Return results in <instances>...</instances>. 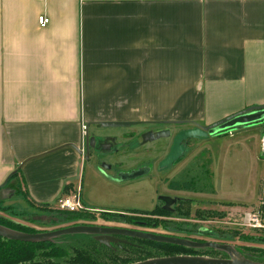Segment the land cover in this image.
I'll use <instances>...</instances> for the list:
<instances>
[{
	"label": "crops",
	"instance_id": "obj_1",
	"mask_svg": "<svg viewBox=\"0 0 264 264\" xmlns=\"http://www.w3.org/2000/svg\"><path fill=\"white\" fill-rule=\"evenodd\" d=\"M262 105L264 0H0L3 206L83 189L82 125L205 127Z\"/></svg>",
	"mask_w": 264,
	"mask_h": 264
},
{
	"label": "rangeland",
	"instance_id": "obj_2",
	"mask_svg": "<svg viewBox=\"0 0 264 264\" xmlns=\"http://www.w3.org/2000/svg\"><path fill=\"white\" fill-rule=\"evenodd\" d=\"M178 127L172 126L171 132L174 134L179 130ZM116 129H106L102 132L103 134L115 133ZM125 130L140 131L142 128L139 125L125 128ZM196 156L200 158L196 159ZM195 160H198L196 162L197 167H194V171L190 175L197 172V176H199L197 186L199 191L181 193L183 197L193 200V204L189 205L190 215L187 220H159L176 224H189V226H181L182 228H187L188 231L170 232V230L165 231L161 225L144 228L126 223L106 221L98 214L92 215L94 219L85 222V224L141 230L156 234L173 235L174 233H179L178 236L185 239L232 246L238 249L237 252L239 254L243 252L241 254L243 257H249L257 263L264 264V259L259 252L253 253L242 250L245 247L264 248L263 244H258L259 242H250L243 239L264 237V229H254L249 224L256 223H248L247 221L250 214L256 215L260 224L264 225V123L234 129L201 139L198 142L190 141L189 152L184 161L164 174V176L167 178L173 177L174 181L178 176L186 178L185 176L189 175L187 172ZM202 164L205 165L204 168L208 172L207 177L203 179L204 175H199L202 173ZM161 178H156V176L144 178L134 185L133 189H131L132 185L128 187L129 189L124 187L123 192L121 188H117L115 191L124 193L123 196L119 197L107 193V189L102 188L96 178L91 175V171L87 170L81 195L87 209H100L99 211L112 212H118L123 209L149 211L155 208L156 190L158 193L165 191L163 188H166L168 181L166 180L167 182L165 181L162 184ZM202 188L204 189L203 191ZM18 190L23 192L21 186H18ZM88 196L95 198L96 203L88 202ZM16 199L19 200V198H15V201ZM16 203L14 205L15 208L11 207V214H5L0 211V216L39 232L53 231L74 224L59 223L55 220L56 217L53 216L52 212L58 211L57 204L53 206V210H50L31 204L27 202L26 198L23 203L18 201ZM5 207H10V205H5ZM75 223H83V221ZM202 229L225 233L230 231L234 235V239L230 237L222 238L216 235H204L199 233ZM219 254L228 255L224 251H219Z\"/></svg>",
	"mask_w": 264,
	"mask_h": 264
},
{
	"label": "trees",
	"instance_id": "obj_3",
	"mask_svg": "<svg viewBox=\"0 0 264 264\" xmlns=\"http://www.w3.org/2000/svg\"><path fill=\"white\" fill-rule=\"evenodd\" d=\"M200 158L199 156L197 159ZM195 160L192 163L189 171L184 176L176 177L170 182L172 189H183L190 192H198L199 176L196 174L190 175L196 166ZM202 164V177H207V170ZM197 170V168H196ZM17 173L12 178L16 177ZM204 189L202 188V191ZM44 209L53 210L54 208L48 205L42 206ZM11 207H5L0 203V211L5 214L12 213ZM198 210H196L197 212ZM128 212L137 214H150V212H140L138 210H130ZM180 216L188 217L190 208H186V212L180 211ZM195 212V213H196ZM156 213V212H152ZM199 213V211L197 212ZM55 220L59 223H75L77 221H92L93 216L78 212L66 213L62 211H53ZM163 214V213H162ZM101 217L106 221H115L120 223L131 224L139 227H156L161 225L164 229H172L176 231H186L187 228L181 226H189V224H176L159 220H147L134 218L133 220H125V217H120L118 214L102 213ZM57 222V223H58ZM76 223L74 225H77ZM89 225L80 223V225ZM0 227L14 232L23 234L41 233L28 226L15 223L5 217L0 216ZM188 231V230H187ZM199 233L204 235H216L218 237L233 238V234L228 232H215V230H200ZM119 241L116 243L102 242L96 235L89 234H72L53 238L49 241L40 242H19L0 238V264H136L147 260L166 258L173 256H192L205 258H219V250L204 248H189L169 243L154 242L133 237L119 236ZM248 241L256 242L264 245V237L258 238H243ZM240 249V248H239ZM243 251L259 252L264 259V248H242ZM238 251V249H236ZM243 253V252H242ZM241 253V254H242ZM248 260L256 262L249 257Z\"/></svg>",
	"mask_w": 264,
	"mask_h": 264
},
{
	"label": "water",
	"instance_id": "obj_4",
	"mask_svg": "<svg viewBox=\"0 0 264 264\" xmlns=\"http://www.w3.org/2000/svg\"><path fill=\"white\" fill-rule=\"evenodd\" d=\"M259 123H264V105L247 108L235 115H232L215 124L205 127L199 126L197 124L194 125L186 124L185 122L170 123L174 126H181V127L193 126V128L179 129L173 134V136L171 130L169 129L158 132H148L145 135L151 134L152 136L157 137L158 139L159 138L172 139V146L170 148V152L160 165V168H163V165L165 164L170 165L171 163L170 161H172L179 153L180 151L179 146L181 142L186 143L187 141L190 140H197V139L201 140L210 136L218 135L224 132H229L234 129H239ZM139 125L141 126L142 123L140 122L96 123L94 125L95 126L94 131L93 130L90 131L89 129L86 130L84 137L81 141V145L79 147H75V150L80 156L83 155V150L85 151L86 155L103 153L105 151L99 149L101 145L103 144L111 145L109 144V142L111 141L115 143V138H103L101 136L103 134L102 132L103 130L116 129V128L125 129ZM184 150L185 148L182 149L180 155H182ZM102 167L100 166V169H102ZM167 167L168 166L164 167L163 169H166ZM102 172H103L102 174H105L104 171ZM146 173L147 172H145L144 169H140L127 174L121 173L117 175L118 180L116 181L124 182V181L133 180L138 177H141L142 175H145ZM72 234L96 235L98 239H100V241L103 242H108V241L115 242L113 236H126V237H133V238L144 239L154 242L169 243V244H174L189 248H197V249L211 248L219 251H224L229 256L228 259L192 257V256H173V257L147 260L136 264H261L246 259L241 254H239L235 248L229 245L214 243V242H197L177 236L160 235L151 232L130 230L126 228L101 227V226H93V225H71L48 232H41L37 234H23L0 227V238L19 241V242H40V241L43 242V241H49L59 236L72 235Z\"/></svg>",
	"mask_w": 264,
	"mask_h": 264
},
{
	"label": "flooded vegetation",
	"instance_id": "obj_5",
	"mask_svg": "<svg viewBox=\"0 0 264 264\" xmlns=\"http://www.w3.org/2000/svg\"><path fill=\"white\" fill-rule=\"evenodd\" d=\"M263 124V123H262ZM172 124H142L140 127L142 130L135 131V130H126L122 133L121 136H112L110 134H102L103 138H115L114 142H109L111 145L103 144L99 147L100 150L105 152L99 154H90L86 155L85 151L83 150V155L81 156V160L83 162V176L85 177V173L87 170L91 171V175L95 177L97 180L101 178L105 179L106 181L111 182L112 184L116 185L117 188H121L122 192L124 191L123 188L126 186H134L138 184L142 179L147 177H159L161 178L162 184L166 181V188H163L165 191L163 193H157L156 196V203L155 208L153 210H138L140 212H150V214H137L128 212L130 210H137V209H123L119 210L118 212L112 211H99L95 209H87L83 204V210L80 211L82 213H86L89 215H99L101 217L102 213L106 214H118L120 217H125V220H133L134 218L147 219V220H187V217L180 216L181 212H186V208L190 207L189 205L193 204V200L191 198H185L182 196V192L187 193V190L183 189H172L170 187L169 182L172 181L174 178H167L164 176L167 172L173 169L175 166L181 164L185 157L189 152V142L195 141L198 142L200 139L197 140H190L180 143L179 153L176 157L170 161V165L165 164L163 168L168 166L166 169L160 168L161 163L163 160L168 156L170 152V148L172 146V139L171 138H157L150 135H145L148 132H158L162 130L169 129L171 130ZM179 129L183 128H193V126H186V127H178ZM144 135V136H143ZM173 136V133H172ZM81 145V144H80ZM185 146V147H184ZM185 148L182 155L181 151ZM180 155V156H178ZM88 157V158H87ZM198 156H196L197 159ZM87 158V160H86ZM96 165H95V163ZM100 166L102 169H100ZM140 169H144L147 172L145 175L138 177L133 180L118 182L117 175L123 173H131ZM104 173L106 174H102ZM184 171V170H183ZM105 175V176H104ZM107 177V178H106ZM99 186V185H98ZM163 186V185H162ZM79 190L80 198H81V184H79L73 192ZM72 192V193H73ZM193 193V192H191ZM115 196H123L124 193L113 191L111 193ZM79 212V213H80ZM156 212V213H152ZM163 213V214H162ZM86 221H83L85 223ZM76 224V223H74ZM73 224V225H74ZM80 224V223H79ZM125 224V223H124ZM78 225V224H77ZM90 225V224H89ZM147 228V227H144ZM170 230V232H179L176 230ZM141 231V230H137ZM146 232V231H143ZM152 233V232H151ZM156 234V233H154ZM179 234V233H178ZM177 233L173 235L170 234H160V235H168V236H178ZM116 243L118 242L119 236H113ZM100 240V239H99ZM192 241L197 242H204L195 239H189ZM103 242V241H102ZM109 242V241H108ZM220 259H228L229 256L220 255Z\"/></svg>",
	"mask_w": 264,
	"mask_h": 264
},
{
	"label": "built area",
	"instance_id": "obj_6",
	"mask_svg": "<svg viewBox=\"0 0 264 264\" xmlns=\"http://www.w3.org/2000/svg\"><path fill=\"white\" fill-rule=\"evenodd\" d=\"M48 22L49 20L47 18L40 17L38 20V25L39 27H45L48 24ZM86 129H87L86 126L84 125L81 126V133L83 136L86 132ZM263 187H264V184H263ZM56 204H57L58 210L62 212H66V213H78L84 209L81 198H80L79 190L71 194H67V195L60 197L57 200ZM247 221L248 223L250 222L256 223V224H249L250 227L254 229H264V225L260 224L259 220L256 218V215L250 214L249 220Z\"/></svg>",
	"mask_w": 264,
	"mask_h": 264
}]
</instances>
